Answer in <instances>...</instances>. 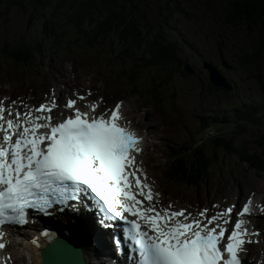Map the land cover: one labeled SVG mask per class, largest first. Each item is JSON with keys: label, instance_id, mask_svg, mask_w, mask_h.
<instances>
[{"label": "snow or ice", "instance_id": "6c2138e0", "mask_svg": "<svg viewBox=\"0 0 264 264\" xmlns=\"http://www.w3.org/2000/svg\"><path fill=\"white\" fill-rule=\"evenodd\" d=\"M74 106L75 101H68V108ZM120 109L118 104L109 110L110 115L91 118L76 110L74 116L53 125L51 115L33 118L31 112H17L15 120L5 123V109L0 107V237L5 225L27 224L29 210L44 215H51L50 210L77 211V205L87 208L91 199L103 213L102 227L113 229L120 222L130 225L122 239L131 251L139 252V264H242L238 253L253 241L245 239L244 221L238 220L225 243L228 229L224 225L230 222L232 208L211 217L203 210L199 216L207 223H202L186 210L155 207L151 187L137 175L141 170L133 153L141 151V139L119 123ZM35 111L51 113L53 109L42 105ZM138 196L146 199L148 207ZM247 213L245 205L240 215ZM122 239L114 236L118 248ZM4 248L0 242V249Z\"/></svg>", "mask_w": 264, "mask_h": 264}, {"label": "rangeland", "instance_id": "374dc122", "mask_svg": "<svg viewBox=\"0 0 264 264\" xmlns=\"http://www.w3.org/2000/svg\"><path fill=\"white\" fill-rule=\"evenodd\" d=\"M1 1L7 4V0H0V48L4 44H9L14 47L22 42L38 39L45 44L48 53H50L51 44L45 39V31L47 27L54 22L57 33L65 40V45L67 40H71V45L81 47V51H89L93 57L100 59L101 54L99 50L90 49L86 37L78 35V31L76 33L70 32L69 36L63 35V31L68 28L63 26L61 18L51 17L52 12H54V7L58 2L59 5L64 7L63 14L65 16L79 14V4L84 0H54L53 6L46 9V17H40L39 19L34 18L31 21V14L36 13L37 10L30 6L29 1L24 2V6L14 7H8V5L6 6V4ZM232 1L234 0H140L142 5L146 4L147 11L151 16L157 20L162 19L163 10L165 9L163 4L169 2V21L177 24L173 29L195 46V51H191L186 45L180 44L182 55H185L186 60L183 61L185 63L181 64L180 68L177 67L176 70L182 69V65L194 64L197 73L193 72V74H190L193 77H184L182 73L175 72L173 76L176 78L173 85L174 95H171L172 90L165 93L170 108V122L160 117L155 110L149 112V121H151V124L147 130H149L152 136H155V138L161 141V143H158L160 146L158 151L150 149V153H155L154 157L160 162H162V159L166 156V147H171L168 139H172L178 144L187 141L190 133H195L203 124L201 117L207 115L213 117L216 110L221 112L225 109H229L230 111L242 102L253 99H260V105L264 107V49L262 51L259 50V46L262 45L261 26L248 27L243 25L232 27L228 25L224 21V10L228 7L229 2ZM239 2L240 4L242 3L241 1ZM118 3L122 5L123 1L118 0ZM105 13L106 11L103 10L101 12L95 11L91 12V16L96 18V14H98L99 18H101L100 16H105ZM59 24L62 26L60 27ZM165 29H169L168 26H166ZM83 30L89 31L88 25H86ZM112 44L113 47H111V44L108 42L107 48L115 51L119 49L120 45L117 40ZM207 56L214 59L215 65L221 66L222 68L224 67V61L229 63L230 67H228V69L223 68V70L226 76H228L227 79L235 87V90L230 94L232 95L231 97H226L219 90L214 91L209 89L210 82L207 71L204 78V72L198 69L200 58ZM54 60L53 58L49 62H54ZM111 62L113 63V60ZM47 65L49 64L46 63V65H41L40 69L45 70ZM61 66L64 68V64ZM252 67L259 71L262 76L263 84L259 83L261 82V77L258 73L255 75L258 81L253 78L255 70L251 71ZM2 70L7 71L9 78H11L18 74L20 68L13 66L11 61L0 53V71ZM73 71H79L75 64ZM66 72L69 73L70 70H66ZM149 81L150 74L145 73L141 79V85H145V83ZM164 92L165 91H161V93ZM172 97H175L174 108L171 107L170 103V98ZM256 112L261 113V110L258 108ZM261 119L262 123L260 125H257V122H253L251 129L247 132H239L240 129L237 128V121L219 124L217 128H207L205 133L209 134L206 148L209 152L213 151L210 142L213 138L210 131L217 135L232 136L239 142H243L244 139L257 141L261 135H264V113ZM131 128L135 130L133 125H131ZM205 133H200L201 141H203L202 137L206 136ZM252 145V151H260L255 144ZM217 151L221 152L219 149H217ZM144 156L145 154L143 155V159ZM218 166L219 167H216L214 170L216 178L221 176L231 181V174L233 177L238 178L245 175L244 177L252 184L259 187L262 185L264 186V177L260 178V175L256 174L254 171L242 173L243 170L246 169V165L240 163L236 159L225 161ZM149 171L153 173L150 168ZM155 178L158 179L160 189L165 187V182L157 175H155ZM166 187L168 189L174 188L172 185ZM192 195H194L193 192ZM24 243L19 245L20 248L12 249V253L17 251L19 256H15V263L41 264L40 259H33L29 252L24 250ZM20 252H23L24 255H21Z\"/></svg>", "mask_w": 264, "mask_h": 264}, {"label": "trees", "instance_id": "16d2710c", "mask_svg": "<svg viewBox=\"0 0 264 264\" xmlns=\"http://www.w3.org/2000/svg\"><path fill=\"white\" fill-rule=\"evenodd\" d=\"M26 1H29L30 6L37 10L36 13L31 14L30 21L34 18L46 17V9L54 4V0H7V4L4 1L1 2L8 7H14L24 6ZM122 1L123 4L120 5L118 0H84L79 4L80 13L69 16L63 14L64 7L58 2L51 17L61 18L63 26L68 28L62 33L65 36H69L70 32L78 31V35L86 37L88 44L95 48L101 44L108 46V42L112 43L117 39L120 44L115 56L117 59L132 61L136 65L149 63L166 74L167 72L173 73L175 67L177 68L186 60L185 55H182L181 43L191 51H195V46L173 29L177 24L169 21V2L163 4L165 9L162 19L157 20L151 16L146 4L142 5L140 0ZM239 1L242 3L240 4ZM102 10L106 11L105 16H100L102 19L98 14L96 18L91 16V12ZM224 21L232 27L261 26L262 45L259 46V50L264 49V0L229 2L224 10ZM86 25L89 31L83 30ZM59 26L62 25L59 24ZM166 26L169 29H165ZM254 70L253 78L258 73L261 77L259 83L263 84L259 71L252 67L251 71ZM258 115L259 112L255 111V104H246L235 112L234 117L228 116L222 122L229 123L242 118L254 120ZM213 123L214 121H207L206 124L211 126ZM261 123L262 119L257 120V125ZM210 142L213 150L209 152L210 154L192 147L179 149L170 154V165L165 170L167 177L181 185L194 186L200 176L211 166L233 159L246 164L255 172L264 174V135H261L257 141L244 139L243 142L236 141L229 136H216ZM252 144H255L260 151H252Z\"/></svg>", "mask_w": 264, "mask_h": 264}, {"label": "bare ground", "instance_id": "6f19581e", "mask_svg": "<svg viewBox=\"0 0 264 264\" xmlns=\"http://www.w3.org/2000/svg\"><path fill=\"white\" fill-rule=\"evenodd\" d=\"M132 131L135 132L134 129H132ZM139 148L140 149L142 148L141 143L139 144ZM142 155H143V151L141 149V151L137 153V156L141 158ZM156 189H158V187ZM52 224L56 225V223H52ZM70 229L71 230L68 229L70 235L75 236L76 239H80V241L78 242L77 250L84 244L85 241L84 237L86 238L88 244L84 248V254L88 264H95V261H98L97 264H106L110 262L112 258L115 256L114 250L110 248V238L108 236L102 237L100 232L101 233L103 232L101 230H99L100 232L97 230V225L91 219L86 218L80 221L78 226L71 225ZM33 237L34 235L32 236V238ZM10 247H12V249L20 248L19 245L17 244H12L10 245ZM23 248L24 250L29 252L30 256L33 259L36 260L40 259L41 251L44 249L42 242H39L38 245H35L31 243L29 240L25 242ZM13 254L14 257L15 256L19 257L17 251L14 252ZM20 254L24 255L23 252H20Z\"/></svg>", "mask_w": 264, "mask_h": 264}, {"label": "water", "instance_id": "95a60500", "mask_svg": "<svg viewBox=\"0 0 264 264\" xmlns=\"http://www.w3.org/2000/svg\"><path fill=\"white\" fill-rule=\"evenodd\" d=\"M67 243L63 241L59 246L52 245L42 252L43 264H82L81 261L74 257L71 249H66ZM72 248V247H70Z\"/></svg>", "mask_w": 264, "mask_h": 264}]
</instances>
